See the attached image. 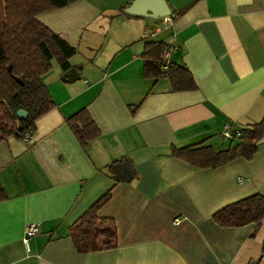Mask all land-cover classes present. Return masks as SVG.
<instances>
[{
  "label": "crops",
  "instance_id": "obj_1",
  "mask_svg": "<svg viewBox=\"0 0 264 264\" xmlns=\"http://www.w3.org/2000/svg\"><path fill=\"white\" fill-rule=\"evenodd\" d=\"M132 1L75 0L37 15L76 48L69 61L77 73L71 80L70 67L53 59L42 78L56 106L27 140L0 141V264H248L264 256V218L256 228L212 217L264 195V141L253 158L216 168L171 154L190 144L226 148V121L247 126L264 116V0H167L178 11L168 24L125 12ZM170 39L172 61L197 88L174 91L168 77L144 76L145 43ZM82 107L101 131L86 148L65 121ZM125 159L134 176L116 181L108 165ZM110 188L97 214L114 219L117 245L79 251L70 225ZM31 222L39 232L27 247Z\"/></svg>",
  "mask_w": 264,
  "mask_h": 264
},
{
  "label": "trees",
  "instance_id": "obj_2",
  "mask_svg": "<svg viewBox=\"0 0 264 264\" xmlns=\"http://www.w3.org/2000/svg\"><path fill=\"white\" fill-rule=\"evenodd\" d=\"M75 0H0V141L10 135L22 136L33 131L37 119L56 106L42 76L51 70L55 59L64 69L76 48L41 22L39 13L62 8ZM124 8V7H123ZM178 14V11L172 12ZM166 41H147L143 57L146 77L166 76L172 90L197 88L189 69L171 61L169 68L161 69L160 54ZM11 66V70L8 67ZM23 82L21 83L18 79ZM24 109L27 118H18L16 112ZM80 144L86 148L90 139L101 131L90 112L82 107L65 118ZM240 135L231 138L229 145L215 149L211 145L172 146L171 154L195 167L216 168L239 157L251 159L259 149L264 135V116L247 126H239ZM117 161L108 165L116 181L124 180L117 170ZM112 196L111 188L93 202L71 225L70 235L79 251L86 252L112 248L117 245L116 223L112 217H100L98 209ZM6 193L0 184V200ZM213 219L223 226H238L254 222L256 228L264 218V195L254 193L237 199L216 210ZM248 264H264V256Z\"/></svg>",
  "mask_w": 264,
  "mask_h": 264
},
{
  "label": "water",
  "instance_id": "obj_3",
  "mask_svg": "<svg viewBox=\"0 0 264 264\" xmlns=\"http://www.w3.org/2000/svg\"><path fill=\"white\" fill-rule=\"evenodd\" d=\"M125 12L136 14V15H144L153 18H159L165 15L171 14V8L167 2V0H133L126 8ZM11 70V66L8 67ZM74 73H77V69L75 67H70L66 71V76H68L71 80H73ZM79 75H77L78 77ZM17 79L22 83L23 81L17 77ZM18 118L25 119L27 118L28 112L24 109H19L16 112ZM264 141V135L259 140L260 142ZM115 168L118 170L121 177L124 179H131L134 176V167L129 159H125L122 163L117 164Z\"/></svg>",
  "mask_w": 264,
  "mask_h": 264
},
{
  "label": "built area",
  "instance_id": "obj_4",
  "mask_svg": "<svg viewBox=\"0 0 264 264\" xmlns=\"http://www.w3.org/2000/svg\"><path fill=\"white\" fill-rule=\"evenodd\" d=\"M161 18V22L164 24H168L171 22L172 17L171 15H165L160 17ZM147 33L149 35H154L155 31L152 29H148ZM176 45L174 44L173 40H167L166 44L164 46V48L162 49V52L160 54V59H161V69L163 71L167 70L169 68V65L172 61L171 56H172V52L175 50ZM221 135L223 136V138L226 139H231V138H235L238 137L240 135V127L238 125L233 124L232 122L226 121L221 129ZM31 135V131H25L22 134V139L27 140L28 137ZM239 179L241 180L242 178L239 177ZM175 221H178V219H175ZM39 232V225L36 222H31L29 223L24 231V236H23V241L26 244L27 247H29V240L32 236L36 235Z\"/></svg>",
  "mask_w": 264,
  "mask_h": 264
},
{
  "label": "rangeland",
  "instance_id": "obj_5",
  "mask_svg": "<svg viewBox=\"0 0 264 264\" xmlns=\"http://www.w3.org/2000/svg\"><path fill=\"white\" fill-rule=\"evenodd\" d=\"M53 62L56 63L55 60H53ZM224 139H226V138H224ZM229 142H230L229 139H226L223 145L224 146H227L229 144Z\"/></svg>",
  "mask_w": 264,
  "mask_h": 264
}]
</instances>
